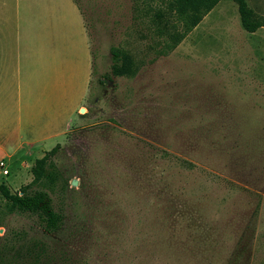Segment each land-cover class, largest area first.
<instances>
[{"label":"rangeland","instance_id":"1","mask_svg":"<svg viewBox=\"0 0 264 264\" xmlns=\"http://www.w3.org/2000/svg\"><path fill=\"white\" fill-rule=\"evenodd\" d=\"M74 1L90 77L71 131L43 146H59L51 198L63 221L44 234L12 214L0 235L25 228L53 264H264V26L248 32L220 0L166 49L181 25L155 17L163 1ZM246 2L264 19V0ZM115 48L133 75L111 73ZM41 155L7 163L0 183L28 184Z\"/></svg>","mask_w":264,"mask_h":264},{"label":"crops","instance_id":"2","mask_svg":"<svg viewBox=\"0 0 264 264\" xmlns=\"http://www.w3.org/2000/svg\"><path fill=\"white\" fill-rule=\"evenodd\" d=\"M79 16L85 32L74 0H0V174L71 131L91 70L88 42L76 37Z\"/></svg>","mask_w":264,"mask_h":264},{"label":"trees","instance_id":"3","mask_svg":"<svg viewBox=\"0 0 264 264\" xmlns=\"http://www.w3.org/2000/svg\"><path fill=\"white\" fill-rule=\"evenodd\" d=\"M165 9L155 11V17L161 19L169 15L181 30L168 34L166 49H172L182 37L195 27L202 17L220 0H160ZM237 5L241 26L248 32L264 26V19L257 17L247 5L246 0H231ZM167 21V20H166ZM111 73L115 76H131L136 65L126 51L113 49ZM58 144L34 160L30 168L32 179L17 191L0 183V226L5 225L9 215L34 217L44 234L56 232L63 221L60 209L53 206L51 194L55 191L58 173L51 156ZM54 249L35 235H29L25 228L7 229L0 235V264H53Z\"/></svg>","mask_w":264,"mask_h":264},{"label":"built area","instance_id":"4","mask_svg":"<svg viewBox=\"0 0 264 264\" xmlns=\"http://www.w3.org/2000/svg\"><path fill=\"white\" fill-rule=\"evenodd\" d=\"M3 165H4V163L2 161H0V167H3ZM1 172H2V174H7L8 171H7V169L2 168Z\"/></svg>","mask_w":264,"mask_h":264},{"label":"water","instance_id":"5","mask_svg":"<svg viewBox=\"0 0 264 264\" xmlns=\"http://www.w3.org/2000/svg\"><path fill=\"white\" fill-rule=\"evenodd\" d=\"M83 110H84V108H81V109H80V112L83 113Z\"/></svg>","mask_w":264,"mask_h":264}]
</instances>
